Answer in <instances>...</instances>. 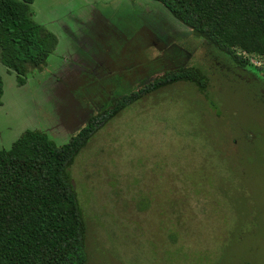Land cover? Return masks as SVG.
<instances>
[{
  "label": "rangeland",
  "instance_id": "rangeland-1",
  "mask_svg": "<svg viewBox=\"0 0 264 264\" xmlns=\"http://www.w3.org/2000/svg\"><path fill=\"white\" fill-rule=\"evenodd\" d=\"M32 12L58 46L24 84L0 57V149L27 129L69 142L149 68L208 77L206 91L181 81L146 95L76 158L88 264H264V85L157 0H35Z\"/></svg>",
  "mask_w": 264,
  "mask_h": 264
},
{
  "label": "trees",
  "instance_id": "trees-1",
  "mask_svg": "<svg viewBox=\"0 0 264 264\" xmlns=\"http://www.w3.org/2000/svg\"><path fill=\"white\" fill-rule=\"evenodd\" d=\"M157 1L244 73L246 82L264 85V0ZM34 2L0 0V57L21 84L30 68L47 65L58 46L56 34L34 20ZM152 68V80L124 84L69 142L59 145L45 131L27 129L0 149V264H88L87 223L71 172L78 155L112 118L146 95L181 81L201 91L208 87L197 65ZM3 95L0 73V104Z\"/></svg>",
  "mask_w": 264,
  "mask_h": 264
},
{
  "label": "crops",
  "instance_id": "crops-1",
  "mask_svg": "<svg viewBox=\"0 0 264 264\" xmlns=\"http://www.w3.org/2000/svg\"><path fill=\"white\" fill-rule=\"evenodd\" d=\"M2 77H3V76H2ZM3 80H4V78H3ZM5 88H6V87H5V81H4V95H3V101H4V97H5V91H6ZM3 101H2V103H3Z\"/></svg>",
  "mask_w": 264,
  "mask_h": 264
}]
</instances>
